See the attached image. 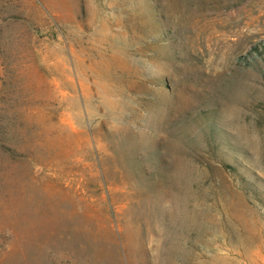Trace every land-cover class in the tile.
<instances>
[{
    "label": "rangeland",
    "instance_id": "rangeland-1",
    "mask_svg": "<svg viewBox=\"0 0 264 264\" xmlns=\"http://www.w3.org/2000/svg\"><path fill=\"white\" fill-rule=\"evenodd\" d=\"M0 264H264V0H0Z\"/></svg>",
    "mask_w": 264,
    "mask_h": 264
}]
</instances>
